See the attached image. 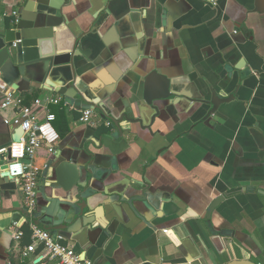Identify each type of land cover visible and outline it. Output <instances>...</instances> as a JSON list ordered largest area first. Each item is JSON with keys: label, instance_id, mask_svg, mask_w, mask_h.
Wrapping results in <instances>:
<instances>
[{"label": "crops", "instance_id": "crops-1", "mask_svg": "<svg viewBox=\"0 0 264 264\" xmlns=\"http://www.w3.org/2000/svg\"><path fill=\"white\" fill-rule=\"evenodd\" d=\"M13 10L39 57L12 89L47 104L59 140L34 149L30 216L0 151V264H49L41 246L23 255L31 223L92 264H264V0H0V31ZM155 69L168 98L144 82ZM13 111L0 109V146L18 137Z\"/></svg>", "mask_w": 264, "mask_h": 264}, {"label": "built area", "instance_id": "built-area-1", "mask_svg": "<svg viewBox=\"0 0 264 264\" xmlns=\"http://www.w3.org/2000/svg\"><path fill=\"white\" fill-rule=\"evenodd\" d=\"M13 16L12 21H18V12H10ZM7 13L3 12L2 16ZM19 40H15L13 45ZM1 75V73H0ZM0 92L2 98L0 109L12 108L14 115L5 117L4 123L10 126H16L21 129V134L17 140L12 141L7 147L2 148L7 155V172L9 178L13 180L20 188L23 196V207L28 215H32L37 203L38 174L31 158L34 149L40 144H44L47 150L51 152L59 140V134L53 126L55 114L46 108V103L40 99H35L31 104H25L23 98L15 93V90L8 87L0 77ZM47 103L62 104L66 102L59 97L47 98ZM44 109L40 115V109ZM92 110L85 109L80 118L85 123L91 121ZM106 125H111L109 120ZM27 161H24V159ZM31 242L23 249V255L33 252L37 246L45 251L49 264H92L88 260L80 258L74 249L60 242V237L51 233L48 229L40 227L37 224H30ZM165 231V230H164ZM21 232L15 234V239H19ZM134 264V263H130Z\"/></svg>", "mask_w": 264, "mask_h": 264}, {"label": "water", "instance_id": "water-1", "mask_svg": "<svg viewBox=\"0 0 264 264\" xmlns=\"http://www.w3.org/2000/svg\"><path fill=\"white\" fill-rule=\"evenodd\" d=\"M21 30L19 19L17 22H14L10 27L5 28L2 31H0V77L1 79L11 88L17 87L18 82L20 81L22 77V67L18 64L20 63H26L34 60L35 58H38V53L35 52V50L30 49L29 43H34L37 38L31 37V38H20L16 32H19ZM15 40H19L13 45V42ZM39 47L42 48V41H39ZM78 51H81L80 45L77 46ZM74 54V51L67 52L68 59H66L64 62H60L59 64H71V57ZM43 54V53H42ZM49 57H55L56 52L54 48L50 49V53L48 50V54H45V56ZM54 65H58L57 62H54ZM159 77V87L162 89L163 92H160L161 95L159 98H168L169 94V79L162 76L158 70H151L147 74L144 75V82H150L153 78ZM70 86L72 84H66V86L59 88L61 93H65L67 96H71L67 92V89H70ZM66 88V89H65ZM146 98V97H145ZM211 108L209 110V114L213 113L216 110V104L217 102L215 100L210 102ZM114 124H117L114 122ZM19 129V135L21 134V129ZM18 137L15 139L17 140ZM11 142H7L6 144H3L0 146V149L3 147H7ZM24 161H27L25 158ZM0 162H3V154H0ZM4 173L0 172V176H2ZM229 193H223L220 196L214 198L210 205L207 208V214H210L212 209L217 206V204L220 202V200L224 199L225 197L229 196ZM83 201L76 203L75 207L70 214L67 216L66 220L67 222L71 223L70 225H73V227L77 226L80 221L83 219L84 211L85 209L90 208V204L88 203V200L86 197ZM27 214V213H26ZM30 216V215H29ZM69 226H67L66 229H68ZM142 264H153L152 262H143ZM227 264H256L250 260H238V261H232Z\"/></svg>", "mask_w": 264, "mask_h": 264}, {"label": "trees", "instance_id": "trees-1", "mask_svg": "<svg viewBox=\"0 0 264 264\" xmlns=\"http://www.w3.org/2000/svg\"><path fill=\"white\" fill-rule=\"evenodd\" d=\"M59 106H61V104H59ZM55 118H56V114H55ZM22 231H23L22 238H24L25 242L28 244L30 242L31 230H30V228L28 227L27 224H24L22 226Z\"/></svg>", "mask_w": 264, "mask_h": 264}]
</instances>
